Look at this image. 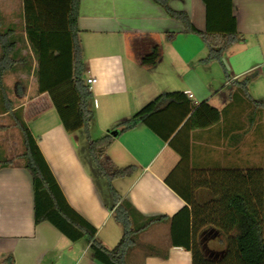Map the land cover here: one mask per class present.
Instances as JSON below:
<instances>
[{"label": "crops", "instance_id": "obj_1", "mask_svg": "<svg viewBox=\"0 0 264 264\" xmlns=\"http://www.w3.org/2000/svg\"><path fill=\"white\" fill-rule=\"evenodd\" d=\"M170 6L185 10L197 28L206 29L204 0H171ZM232 9L241 39L224 50L222 61H204L209 50L203 39L153 0H81L78 39L83 78H96L89 85L94 119L88 131L68 133L50 94L40 92L39 54L26 33L23 0L0 6V31H10L16 43L12 56L17 62L3 76L6 92L15 108H22L66 200L96 227L97 239L107 248L120 239L121 224L89 153V137L112 136L106 157L118 167H136L132 176L113 184L146 216L179 212L187 202L177 190L186 192L210 165L264 167V154L255 152L260 146L254 144L252 154L244 155V133L223 127L238 122L234 113L228 112L225 122L222 116L237 83L247 78L251 96L264 101V0H232ZM172 91L184 92L196 104L173 144L144 123L120 132V123ZM10 115L0 113V119ZM180 151L186 154L182 166ZM25 164L26 159L0 165V264H102L85 238L73 241L49 221L36 223L34 185ZM172 172L175 187L165 182ZM205 195V189L197 190L199 199ZM161 223L170 230L169 222ZM167 251V259L146 255L143 264H192L191 251L172 246L171 239Z\"/></svg>", "mask_w": 264, "mask_h": 264}, {"label": "trees", "instance_id": "obj_2", "mask_svg": "<svg viewBox=\"0 0 264 264\" xmlns=\"http://www.w3.org/2000/svg\"><path fill=\"white\" fill-rule=\"evenodd\" d=\"M153 1L161 5L170 17L181 21L187 32L203 39L209 50L204 61H222L224 50L242 37L233 14L232 0H204L207 8L205 30L197 28L185 10L172 8L171 0ZM23 3L26 33L39 54L40 92L50 94L68 133L80 129L88 131L94 119V109L93 93L83 78L84 64L78 39L81 0H23ZM10 34V31H0V113H12L24 135L25 167L34 185L36 223L49 221L73 241L85 238L95 259L102 264H127V256L137 245L138 235L161 222L170 223L172 246L191 251L192 264H264V167L210 165L208 170H203V175L194 179V184L186 192L177 190L187 202L179 212L173 216H146L123 198L113 184L117 178L132 176L136 167H118L106 157V150L113 141L108 134L97 139L89 137L88 150L97 172L107 180L113 201L111 209L124 232L111 249L100 242L96 237V227L66 200L37 140L23 119L22 111L14 108L6 92L4 73L17 62L12 56L16 43L10 40ZM249 82L247 78L237 83L231 103L222 111L224 122L231 106L239 100L251 104L254 110L264 109V101L251 96ZM195 107L196 104L184 92H165L118 127L123 132L144 123L173 144L174 133ZM179 113L181 116L177 115ZM188 125L189 120L183 127ZM223 127L227 131H235L232 125L224 123ZM180 153L179 166H182L186 154ZM172 176L173 172L165 182L175 187L171 183ZM198 189L206 190L204 198H198ZM208 231L219 232L226 237L227 246L222 253L213 256L205 252L201 239ZM145 246L153 251L147 255L168 258L167 250Z\"/></svg>", "mask_w": 264, "mask_h": 264}, {"label": "rangeland", "instance_id": "obj_3", "mask_svg": "<svg viewBox=\"0 0 264 264\" xmlns=\"http://www.w3.org/2000/svg\"><path fill=\"white\" fill-rule=\"evenodd\" d=\"M9 1L10 2H8V0H0V6H7L10 3H13L16 6L17 0ZM10 81L12 83L15 80L10 77ZM19 88H22L21 84L19 85ZM17 109H19V111H22V108ZM230 114H233V116L237 117L238 120L237 123L232 125V127H234V130L243 132L245 135V146L244 148L242 147L240 149L241 151H244V155L252 154V146L254 144L260 146V148L255 152L263 155L264 109L254 110V107L251 104H244L242 102H239V105L237 107L233 105L229 109V115ZM25 149L26 147L24 135L21 128L17 125L15 117L12 115L7 120L0 119V165L2 166L14 163L23 164L26 159L24 156ZM99 176L100 178H102L101 180H103L104 184H107L106 178L101 174H99ZM120 226L122 237L124 228L122 225ZM168 236L171 237V232L168 229V225L164 223H155L146 231L141 232L138 235L137 245L129 251V254L127 256V264H143L144 257L147 254L153 252L145 245H153L158 250H167L170 245V239ZM119 240L115 244H113L112 248L117 245ZM201 241L205 252L213 256L222 253L227 246L226 237L222 233L214 231H208L206 235L202 237Z\"/></svg>", "mask_w": 264, "mask_h": 264}, {"label": "built area", "instance_id": "obj_4", "mask_svg": "<svg viewBox=\"0 0 264 264\" xmlns=\"http://www.w3.org/2000/svg\"><path fill=\"white\" fill-rule=\"evenodd\" d=\"M96 82V78L95 77H91V78H87V83L91 86L93 83ZM190 97H193L192 93H189Z\"/></svg>", "mask_w": 264, "mask_h": 264}, {"label": "water", "instance_id": "obj_5", "mask_svg": "<svg viewBox=\"0 0 264 264\" xmlns=\"http://www.w3.org/2000/svg\"><path fill=\"white\" fill-rule=\"evenodd\" d=\"M116 133H117V131H113V132H112V134H116Z\"/></svg>", "mask_w": 264, "mask_h": 264}]
</instances>
